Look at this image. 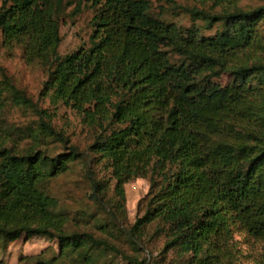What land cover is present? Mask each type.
<instances>
[{
	"label": "trees",
	"instance_id": "obj_1",
	"mask_svg": "<svg viewBox=\"0 0 264 264\" xmlns=\"http://www.w3.org/2000/svg\"><path fill=\"white\" fill-rule=\"evenodd\" d=\"M197 1L164 0L155 13L151 0H2L0 35L43 69V97L96 129L89 149L111 171L115 218L124 211V185L149 178L144 210L126 229L133 242L158 221L164 251L189 255L190 264H237L240 232L259 245L252 264H264V5ZM88 3L91 45L60 55L66 8L77 14ZM180 12L218 29L204 36L164 18ZM223 72L229 83L214 82ZM8 103L31 109L37 123L0 125V245L21 235L55 239L61 255L81 249L86 264H96L92 251L104 241L67 230L44 188L81 151L0 67V122ZM50 140L63 149L52 155L42 145ZM87 173L89 197L104 205L102 182Z\"/></svg>",
	"mask_w": 264,
	"mask_h": 264
},
{
	"label": "rangeland",
	"instance_id": "obj_2",
	"mask_svg": "<svg viewBox=\"0 0 264 264\" xmlns=\"http://www.w3.org/2000/svg\"><path fill=\"white\" fill-rule=\"evenodd\" d=\"M0 0V5H1ZM152 11L157 13L159 6H167L164 0H151ZM186 6L200 5L197 0H177ZM235 6L250 10L264 5V0H230ZM211 1L207 4L210 7ZM74 5L66 8L60 21L61 42L58 47L60 55L74 52L81 47L91 45L93 33L92 16L95 8L83 4L79 13L73 14ZM220 6H214V10ZM164 18L181 28H195L204 35H213L218 26L205 27L202 21L192 20L184 12L177 15L165 13ZM264 28V25L261 27ZM0 67L12 77L13 82L27 95L31 96L37 104L45 108L50 116L53 128L68 138L69 144H74L82 153L78 161L71 163L69 169L44 184L45 190L58 200V208L66 214V229L69 231L90 232L95 238L103 240L104 245L96 247L92 255L96 264H190L189 255H179L174 250L164 251L165 236L155 233L158 221L145 226L141 237L136 242L126 232L136 217L144 210L143 197L149 190V178L137 177L124 185V211L119 212L117 218L112 213L114 179L104 160H99L89 146L93 142L97 131L81 119L76 111L64 106L62 103H53L41 92L42 82L46 75L37 64H28L23 58L22 48L17 45L6 46L0 35ZM220 85L229 83L231 77L227 72L212 78ZM37 115L28 107H19L11 103L5 106L2 112L0 125L7 128L11 125L36 126ZM28 140L20 142V146ZM46 142V143H45ZM43 147L52 155L63 149L60 141H43ZM102 182L104 205L89 197L92 192L87 170ZM237 248V264H252V256L259 249V245L246 239L240 232L234 233ZM113 246L115 250H112ZM47 264H86L83 250L60 254L55 239L39 236L26 237L21 235L8 243L6 247L0 245V264H34L37 261Z\"/></svg>",
	"mask_w": 264,
	"mask_h": 264
}]
</instances>
